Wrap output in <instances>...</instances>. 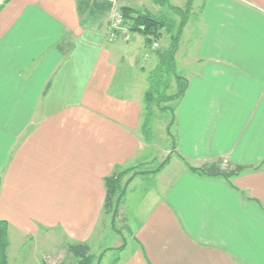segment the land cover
Returning a JSON list of instances; mask_svg holds the SVG:
<instances>
[{"label":"crops","instance_id":"0c3cea01","mask_svg":"<svg viewBox=\"0 0 264 264\" xmlns=\"http://www.w3.org/2000/svg\"><path fill=\"white\" fill-rule=\"evenodd\" d=\"M110 11L102 0H0L8 258L58 229L89 243L105 177L155 159L142 124L159 49L109 40ZM179 53L189 86L174 105L170 162L129 184H140L128 216V191L123 201L130 242L108 264H264V0H194ZM218 159L245 168L191 169Z\"/></svg>","mask_w":264,"mask_h":264},{"label":"trees","instance_id":"16d2710c","mask_svg":"<svg viewBox=\"0 0 264 264\" xmlns=\"http://www.w3.org/2000/svg\"><path fill=\"white\" fill-rule=\"evenodd\" d=\"M155 1L167 4L173 12L180 16V19L174 20L165 16L164 13L156 14L146 8L138 9L129 5L122 7L127 24L133 33L138 32L145 37L146 44L158 40L163 34V29H166L170 34L168 45L164 49L159 50L158 63L148 74L149 85L144 95L145 112L142 124V131L147 140L152 138L151 124L154 116V107L157 106L161 110L173 109L174 111V107L166 105V102L181 99L189 86V79L178 71L176 55L194 2V0H186L183 6H178L172 4L170 0ZM173 85H175V88L170 90ZM170 159L171 155L168 154L155 167H149L147 163L141 162L137 165L116 169L105 177L107 195L103 212L110 216L111 228L117 234L123 235L124 229L127 230L128 228L126 224L119 226L118 218L122 216V204L131 181L138 175L161 171L170 162ZM243 168L245 166H233L231 163L224 164L222 159L206 162L200 167H191L194 171L206 176L223 175L228 178ZM125 245L126 239L118 249L121 250ZM8 247V223L6 220L0 219V264H8ZM68 251L72 252L77 260L78 258L80 259L78 264H91L96 258V255L91 252L90 244L87 242L73 241L68 244ZM101 260L102 255L99 257V263Z\"/></svg>","mask_w":264,"mask_h":264},{"label":"rangeland","instance_id":"374dc122","mask_svg":"<svg viewBox=\"0 0 264 264\" xmlns=\"http://www.w3.org/2000/svg\"><path fill=\"white\" fill-rule=\"evenodd\" d=\"M103 2L107 3L111 9V5L108 2L106 1ZM125 2H127V4L129 5H132V7L138 9L146 8L156 14L164 13L165 16H168L174 20L180 19V16L175 12H173V10H171L167 4L160 3L159 1L126 0ZM170 2L174 5H181V6L185 4L184 0H170ZM120 6L121 8L123 7L121 4ZM163 33L164 34H162V36L158 40H155L150 44H146L147 50L150 53H152L153 51L155 52L158 49L162 50L168 45V42L170 40L169 38L170 34L166 31V29H163ZM133 36L145 41V37L141 33L134 32L132 37ZM149 52L148 54H150ZM180 53L177 56L179 71L185 69L184 66L183 68L181 66L183 62L182 61L183 56H181ZM147 66L149 68V65ZM174 88L175 85H173V87L170 90H173ZM175 103L176 101L173 102L168 101L166 102V105H170L174 107ZM173 121H174L173 109L161 110L157 106L154 107V116L151 124L153 142L150 145L148 153L152 157H155V159L154 161H152L149 167L151 166L155 167L157 163H160L162 160H164L167 157L168 154L172 152L171 147L172 148L174 147L173 130H172ZM152 139L150 141H152ZM168 149H171V151H167ZM139 185H140L139 180H137L133 183V186L131 184L129 186L130 188H128V195L126 197L127 200L126 201L127 211L125 214L126 216H128V213H130L133 203L135 204L137 195L140 196V193H138ZM123 206L124 205L122 204V208ZM122 208H121V212H122ZM133 217H131L132 221H134ZM124 223L125 221L123 220L122 216L118 218L119 226H122ZM130 235H131L130 232L127 231L126 229H124L123 235H119L115 231H113L111 228L110 216L102 212V216L99 220L94 235L89 241L91 252L96 255V258L91 262V264H98L100 255H102V260L100 261L99 264H108L109 261L112 260V258H115L121 254V251L117 247L121 245V243H123L125 239L126 241L128 240L129 243ZM69 242L71 243L73 241H71L67 236H65V234L61 229H58L56 232L51 233L49 237L46 236L43 243L33 240L26 241L24 243V247L21 248V250L17 252L15 251L13 253L10 252L11 254L10 257L8 258V263L9 264H45V263L55 262V264H78V261L80 259L78 258L77 260L75 255L72 252L68 251L67 244H69Z\"/></svg>","mask_w":264,"mask_h":264},{"label":"built area","instance_id":"2783aa9c","mask_svg":"<svg viewBox=\"0 0 264 264\" xmlns=\"http://www.w3.org/2000/svg\"><path fill=\"white\" fill-rule=\"evenodd\" d=\"M111 5V19L109 23V40L123 39L130 41L133 32L125 20L119 0H103Z\"/></svg>","mask_w":264,"mask_h":264}]
</instances>
